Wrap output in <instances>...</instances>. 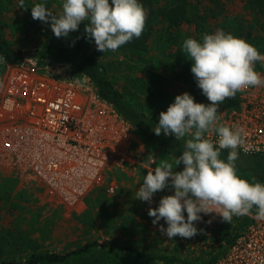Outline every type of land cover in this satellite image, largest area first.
I'll return each mask as SVG.
<instances>
[{
    "label": "clouds",
    "instance_id": "clouds-1",
    "mask_svg": "<svg viewBox=\"0 0 264 264\" xmlns=\"http://www.w3.org/2000/svg\"><path fill=\"white\" fill-rule=\"evenodd\" d=\"M18 8L27 10L24 0ZM62 10L54 14L44 3L31 7V16L49 24L57 38L68 37L78 31L81 22L87 21L84 33L94 40L99 52L117 51L133 38H139L145 28L147 12L139 0H63ZM76 39H79L77 37ZM73 45L75 40H73ZM183 51L192 61L191 72L198 88L210 102H194L188 92L177 95L174 102L162 111L153 129L155 135H174L183 141L182 155L175 156V171L167 161L148 171L136 193V199L152 203L155 193L166 188L174 194L166 195L148 215L157 225L161 219L167 224L159 226L162 235L172 240L177 235L192 238L198 234L194 222L201 221L200 213H215L230 223L233 216L252 214L264 219V183L251 181L238 175L236 161L245 143L242 127L220 123L219 106L226 99L249 87L264 86V77L255 71L257 61L264 64V55L246 40L216 29L204 33L202 42L189 37L183 41ZM0 61L5 62L3 55ZM206 134H208L206 136ZM215 134V142L210 138ZM228 149L227 162L221 150ZM187 213L185 219L184 212ZM211 221H209L210 223Z\"/></svg>",
    "mask_w": 264,
    "mask_h": 264
},
{
    "label": "built area",
    "instance_id": "built-area-1",
    "mask_svg": "<svg viewBox=\"0 0 264 264\" xmlns=\"http://www.w3.org/2000/svg\"><path fill=\"white\" fill-rule=\"evenodd\" d=\"M2 65L0 155L17 154V165L24 161L31 176L49 186L51 197L65 195V185L81 193L83 184L106 187L112 195L113 169L156 167L158 156L143 135L68 62L27 51ZM256 71L264 77V64ZM217 114L220 123L244 129L240 154L264 159V86L237 92L236 102ZM210 214L200 213L202 219ZM215 264H264V219L252 214Z\"/></svg>",
    "mask_w": 264,
    "mask_h": 264
},
{
    "label": "rangeland",
    "instance_id": "rangeland-1",
    "mask_svg": "<svg viewBox=\"0 0 264 264\" xmlns=\"http://www.w3.org/2000/svg\"><path fill=\"white\" fill-rule=\"evenodd\" d=\"M226 1L227 5H233L232 0ZM61 6L58 3L56 7L52 5L50 11L54 14L59 13L62 10ZM25 17L26 14L17 6H8L0 13V51L25 53L70 41L72 32L68 37L57 38L49 24L39 21L36 26H31L28 24V18L27 21H23ZM184 34V40L192 37L194 25L184 26ZM93 45V40L87 41L89 50H93ZM99 59L109 62L115 58L110 53L108 56H100ZM128 61L130 67L112 63L108 69L114 75L117 86L133 104L151 105L157 122L160 113L167 111V104L177 95L201 90L197 87L196 90L189 91L184 85L167 76L166 82L163 80L157 82L151 94L134 84V77L141 78L145 74L134 70L133 62ZM233 101L234 98L226 99L220 105V109L229 107ZM150 149L158 156L156 149L152 147ZM2 153L0 237L8 239L11 245V247L7 245L10 249L4 257L13 256L24 261L33 252H65L88 242H98L119 243L137 247L149 254L175 255L198 262L203 257H208L210 245L220 250L226 246V238L220 236L222 228L228 229L229 237H232L242 225L244 218L251 216V214L233 216L228 223L222 221L217 214H210L201 221L194 222L199 230L194 237L182 238L177 235L168 240L167 236L159 231L160 225L167 228V224L161 219L154 225L152 223L154 218L148 215V210L150 207H158L160 199L172 195L169 192L174 193V190L166 188L158 191L153 195L151 204L136 199V193L147 172L134 173L135 175L128 177L121 176L120 192L113 197H109L106 187L96 188L93 184L81 185L86 187L81 193H73L71 186L65 185V195L51 197L49 186L31 176L24 161L17 165V154L8 150ZM129 191L135 195L131 197ZM184 215L186 219V211ZM94 254L97 255L96 250ZM125 264L165 263L128 257Z\"/></svg>",
    "mask_w": 264,
    "mask_h": 264
},
{
    "label": "trees",
    "instance_id": "trees-1",
    "mask_svg": "<svg viewBox=\"0 0 264 264\" xmlns=\"http://www.w3.org/2000/svg\"><path fill=\"white\" fill-rule=\"evenodd\" d=\"M232 1L231 6L227 5L226 0H139L147 12L143 33L138 39L133 38L131 42L122 45L116 53L110 50L104 53L97 51L94 40L93 50L88 49V39L84 33L87 21L81 22L79 30L71 33L68 43H56L51 47L35 50L34 53L53 60L66 61L75 70L87 75L97 87L100 96L111 102L119 114L147 139L149 146L158 151L156 166L167 161L172 163L175 169V156L182 155L183 141H176L174 135L165 136L163 132L159 136L155 135L153 129L158 122L151 105L133 104L117 86L116 79L108 66L112 63L128 66V60H131L132 68L145 74L141 78L134 77V84L151 94L157 82L160 80L166 82L167 76L184 85L189 91L196 90L198 86L191 72L192 61L188 60L182 48L185 38L183 28L186 25H194L192 38L197 39L198 42H202L204 33L211 34L216 29H223L226 33L246 40L261 55H264V0ZM24 2L28 8L27 10L21 9L26 14L23 21H27L28 18V24L36 26L39 20L32 18L31 7L37 3H44L49 10H52V5L55 7L57 3L62 5L63 0H24ZM109 2L111 3V0ZM8 6H18V0H0V13ZM77 37L79 39H76ZM73 40H75L74 45ZM110 53L114 55L113 61L104 62L99 59L100 56H108ZM0 55L4 56L5 61H17L22 53L0 51ZM261 64L257 61L255 69H260ZM3 69L2 61H0V74ZM189 94L194 97L196 103L205 105L210 103L202 94V90ZM174 99L167 104V108L174 102ZM235 102L236 96L233 104ZM228 152V149L221 150L220 158L225 162H227ZM183 167V164H180L175 171H182ZM236 167L238 175L242 178L251 181L255 177L256 181L264 183V159L261 157L239 153ZM255 212L254 207L252 214ZM249 221L250 217L244 218L242 225L232 237H229L228 229L222 228L220 236L226 238V246L220 250L210 245L207 251L208 257H203L198 262L175 255L149 254L134 246L98 242H88L79 248L65 252H33L24 261H20L13 256L4 257L8 254L11 245L8 239L1 236L0 264H125L128 257L165 264H215ZM95 250L97 255L94 254Z\"/></svg>",
    "mask_w": 264,
    "mask_h": 264
},
{
    "label": "crops",
    "instance_id": "crops-1",
    "mask_svg": "<svg viewBox=\"0 0 264 264\" xmlns=\"http://www.w3.org/2000/svg\"><path fill=\"white\" fill-rule=\"evenodd\" d=\"M144 137V136H143ZM145 138V137H144ZM146 139V138H145ZM147 141V140H146ZM150 147V146H149ZM151 148V147H150ZM143 171L142 170H140L139 172H137V171H133V170H125V171H122V170H120V169H113L112 171H110V173H109V178L111 179V181H114V182H117V185H118V188L116 189V192L114 193V194H112V195H109V197H113V196H116L119 192H120V189H121V187H119L120 186V183H121V181H120V177L122 176H124V177H128V176H132V175H135L134 173H142ZM146 172V171H145ZM128 187H129V184H128ZM94 191H96V190H94ZM129 194H131V197L133 196V195H135L132 191H129ZM212 214H214V213H212ZM215 215V214H214Z\"/></svg>",
    "mask_w": 264,
    "mask_h": 264
}]
</instances>
